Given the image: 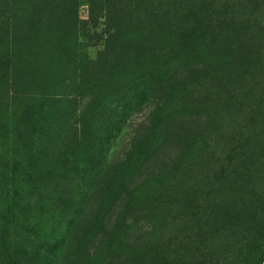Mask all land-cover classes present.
Instances as JSON below:
<instances>
[{"label":"rangeland","instance_id":"rangeland-1","mask_svg":"<svg viewBox=\"0 0 264 264\" xmlns=\"http://www.w3.org/2000/svg\"><path fill=\"white\" fill-rule=\"evenodd\" d=\"M0 264H264V0H0Z\"/></svg>","mask_w":264,"mask_h":264},{"label":"trees","instance_id":"trees-1","mask_svg":"<svg viewBox=\"0 0 264 264\" xmlns=\"http://www.w3.org/2000/svg\"><path fill=\"white\" fill-rule=\"evenodd\" d=\"M181 260V259H180Z\"/></svg>","mask_w":264,"mask_h":264}]
</instances>
